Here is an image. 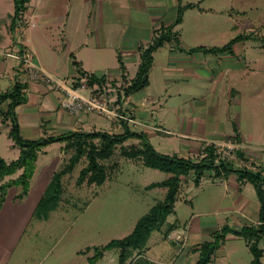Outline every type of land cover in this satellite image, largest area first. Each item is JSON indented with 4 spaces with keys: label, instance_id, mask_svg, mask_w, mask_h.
<instances>
[{
    "label": "crops",
    "instance_id": "1",
    "mask_svg": "<svg viewBox=\"0 0 264 264\" xmlns=\"http://www.w3.org/2000/svg\"><path fill=\"white\" fill-rule=\"evenodd\" d=\"M185 3V0H28L21 20L12 24L14 0H0V94L11 91L17 84L24 85L26 100L15 109L21 135L32 140L68 131L121 134L129 129L143 135L158 152L184 159L199 160L208 145L234 143L242 155L239 159L251 163H255L256 157L264 160V154L262 158L258 153L264 152V148L252 144L263 140L264 120L254 108L253 128L256 129L252 130L247 124L250 118L245 113L248 106L243 102L245 88L252 86L250 80L261 74L251 64L257 57L247 51L249 39L235 42L231 52L189 51L192 47H208L198 42L204 37L199 26L188 25L186 32L188 30L189 34L184 29L188 11L197 6L186 9L182 22L173 26L177 39L164 42L152 53L148 84L127 96L123 95L122 87L114 96L110 95L109 101L123 117H104L94 112L72 115L61 106L62 92L28 78L24 72L19 56L26 48L33 51L34 61L44 70L59 78H71L70 83L78 76L75 60L86 72L105 77L101 91L106 95L116 85L121 86L122 74L126 80L136 75L141 60L139 49L152 42L156 31L173 23L179 4ZM120 63L124 65L123 72ZM119 93L122 94L120 98ZM6 110L7 102L1 103L0 136L6 135L7 155L10 156L0 154V157L10 162L19 156L20 148L9 136L10 121L3 122ZM130 139H134L133 142L141 140L131 137L124 144H129ZM44 148L39 154L46 152ZM258 166L264 168V164ZM231 167L243 166L231 161ZM21 172L22 169H18L0 176V186L8 185L10 190L9 193L4 190V196L0 193V264H42L43 260L36 236L50 216L40 219L34 213H23L22 201L30 194L32 180L28 193L18 198L21 186L11 181ZM170 175L167 173V177ZM213 181L223 185L218 196L213 194L208 198L217 205L203 211V217L199 218V213L192 211L188 219L173 221L172 231L187 230L182 243L169 240L179 247L174 264H195L199 245L211 240L225 226L240 230L243 226L259 223L260 202L248 179H240L231 171L219 176L214 174ZM38 200L33 205L36 206ZM29 230L35 233V238L28 234ZM158 236L153 244L163 240ZM227 239L241 237L229 231L216 251L219 258L228 256L229 264H236L226 249ZM147 244L144 252L136 250L135 256L150 252ZM259 245L264 252V238ZM215 253L213 260L217 256ZM252 258L251 252L245 261L242 255L236 256L243 264H249ZM262 260L264 262V256Z\"/></svg>",
    "mask_w": 264,
    "mask_h": 264
},
{
    "label": "rangeland",
    "instance_id": "2",
    "mask_svg": "<svg viewBox=\"0 0 264 264\" xmlns=\"http://www.w3.org/2000/svg\"><path fill=\"white\" fill-rule=\"evenodd\" d=\"M185 1L198 3L199 8L202 9L196 7L192 11H188L184 28L186 32L188 25L199 26L204 36L198 41L199 44H205L208 47L222 46L235 35L248 34L252 30H258L259 35H264V28H261L264 24V0ZM186 34H189L188 30ZM246 47L252 56L257 57V61L251 64L261 73L259 77L250 80L252 86L246 87L243 93V102L246 103L245 106H248L245 113L247 118H250L247 124L253 128L255 126L254 115L252 116L254 108L264 120V47L259 40L254 38L248 40ZM66 79L67 81L71 80V78ZM118 89H121L119 84L106 95L104 92L102 93L106 100H109ZM109 102L112 105L113 102ZM257 108H261V110H257ZM242 124L244 125V123ZM262 135V141H253L252 143L257 148H264V127ZM133 141L134 139H130L128 142ZM6 145V135L2 134L0 136V154L10 156L7 155L9 149ZM155 145L158 148L156 142ZM44 149L46 152H41L38 163L37 161L35 163L31 186L29 184L30 194L24 202L22 201L23 213L34 212L32 208L36 206L33 203L43 195L54 171L60 169L68 161L72 152L63 150V144L60 142L52 143ZM225 149L227 148L225 147ZM258 153H261V157L262 153L264 154L263 151ZM255 159V163L251 164L242 161L238 156L234 159L230 158L231 161L242 166L255 164L258 169L261 168L258 164H264V160L260 157ZM100 161L107 166V178L102 184H88L86 181L78 184L80 170L87 163V159L82 157L75 168L61 178L63 190L58 208L49 213V219L43 222L42 229L37 236L34 232L31 234L30 230L28 231V234H31L33 238L37 237L38 244L42 247V264H87L88 257L93 255L96 248L112 239L128 235L133 230L136 221L148 212L149 208L157 201L164 198L166 187L146 188V185L164 180L167 177V172L147 167L141 159L125 157L121 153V145L115 147L109 158ZM193 178L194 172L192 171L181 182L175 202V211L168 216L167 221L173 222L176 218L179 220L188 219L192 211L199 213L198 217L200 218L203 217L201 214L203 211H209L211 205H217L216 201H208V198L213 194L218 196L223 191V185L213 181V170L205 171L198 186L194 184ZM218 182L222 183V181ZM5 190L8 193L10 191L7 187ZM20 191L21 189H18L17 192ZM4 192V190L0 191L3 196ZM193 206L197 209H194ZM33 221L35 223V220ZM164 228L152 232L149 238L150 242L147 244L151 247L150 252L144 254V249L140 255L133 254L128 260L129 264H174L177 257L175 253L179 247L173 246L169 242L170 236L164 237ZM170 234L172 235V232ZM157 236L158 239L166 241L159 240L158 243L153 244ZM175 243L177 242L175 241ZM225 245L236 264H243V261H237L236 256L242 255L244 261L250 256V251L246 248L242 238L227 239ZM87 248L88 253L78 252ZM235 248H237L236 252ZM164 250L166 251L164 252ZM118 254V248L108 249L95 264H118ZM215 254L217 256L210 264H229L228 256L219 258V252L216 251ZM171 259L174 261L172 262Z\"/></svg>",
    "mask_w": 264,
    "mask_h": 264
},
{
    "label": "trees",
    "instance_id": "3",
    "mask_svg": "<svg viewBox=\"0 0 264 264\" xmlns=\"http://www.w3.org/2000/svg\"><path fill=\"white\" fill-rule=\"evenodd\" d=\"M27 1L14 0L12 24L21 20ZM196 6L199 8L198 3L194 2L179 4L173 23L168 26H163L160 30L156 31L152 42L145 48L139 49L141 60L136 75L130 80H126L124 74H122L123 82L121 87L124 96L142 89L148 84L149 70L153 60L152 53L164 42L170 41L173 38L177 39V35L172 31L173 26L182 22L183 13L186 9ZM261 28H264V24ZM250 38L259 40L264 44V35H259L258 30H252L248 34H237L222 46H197L188 50L194 51L201 49L205 52L214 53L231 52L235 42ZM73 64L76 66L78 73L76 81L82 77H86L88 85H95L101 91V88L106 83L104 76L86 72L82 69L78 61L74 60ZM120 68L123 72L124 65L122 63H120ZM113 84L116 85V82L113 81ZM23 89L24 85L17 84L11 91L0 94V104L7 102V110L3 113V122L10 121L9 136L13 140V143L20 148L19 156L15 160L6 162L0 157V176L11 174L18 169H22L21 174L11 181V183L21 186V191L17 194V197L22 198L28 193L30 179L34 174L35 163L39 151L42 148L52 143L60 142L63 144V150L72 151L68 161L60 169L54 171L46 186L45 192L38 200L33 212L37 218L46 219L50 212L58 208L63 190L61 178L63 175L71 172L82 157L87 159V163L80 170L77 179L78 184L84 181L88 184H102L107 178V166L100 160L109 158L117 145H121V153L125 157L141 159L145 166L171 174L164 180L152 182L147 185L148 188L157 186L166 187L164 198L157 201L149 208L148 212L136 221L133 230L128 235L119 239H112L108 243L96 248L93 255L88 257L87 264H95L106 250L112 248H118L119 250L118 264H129L128 260L134 252L136 250L139 252L145 248L152 232L165 227L163 233L164 237L167 238L175 227V224L167 221V218L175 211L174 206L178 197L182 177L187 176L193 171V181L198 186L206 170H213L215 176L234 171L240 179H248L253 184L260 202L258 213L259 223L243 226L240 230H233L226 226L223 227L222 230L214 234L211 240H206L199 245V256L195 264H209L213 260L216 249L222 244L225 235L229 231L246 241L253 256L249 264H264L262 260L264 252L259 245L261 239L264 238V168L258 169L256 166V169H252L248 166H243L233 169L229 158H222L216 162L218 154L216 153L214 145L206 146L203 151V156L197 161L180 158L175 155L163 154L158 152L143 135L131 132L129 129H125L121 134H111L106 131H68L57 136H48L32 140L25 139L20 133L15 112L16 107L26 100ZM121 95L119 93L118 98ZM131 137L141 138V140L125 145L124 142ZM237 155L242 157L239 151H237ZM243 160L247 159L243 158ZM6 186L8 185H1L0 191L3 192ZM83 251H88V248Z\"/></svg>",
    "mask_w": 264,
    "mask_h": 264
},
{
    "label": "built area",
    "instance_id": "4",
    "mask_svg": "<svg viewBox=\"0 0 264 264\" xmlns=\"http://www.w3.org/2000/svg\"><path fill=\"white\" fill-rule=\"evenodd\" d=\"M9 55H12L9 53ZM22 66L28 78L47 84L50 88L60 91L64 94L61 106L70 114L76 115L82 112H94L104 117H123L117 109L110 105L102 91L97 86L88 85L86 77L80 78L72 83L67 79L59 78L44 70L34 61V53L31 49L26 48L19 56ZM219 159L237 158V146L234 143L214 145ZM225 147L227 149H225ZM242 161H246L241 159ZM250 162V161H247ZM251 163V162H250ZM252 164V163H251ZM256 169L255 165L248 166ZM170 238L177 243H182L187 237V230L180 229L172 231Z\"/></svg>",
    "mask_w": 264,
    "mask_h": 264
}]
</instances>
